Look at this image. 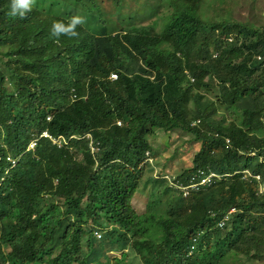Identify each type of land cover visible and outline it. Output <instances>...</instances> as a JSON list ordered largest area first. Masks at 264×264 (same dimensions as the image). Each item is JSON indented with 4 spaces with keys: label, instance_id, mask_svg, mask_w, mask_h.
Segmentation results:
<instances>
[{
    "label": "trees",
    "instance_id": "1",
    "mask_svg": "<svg viewBox=\"0 0 264 264\" xmlns=\"http://www.w3.org/2000/svg\"><path fill=\"white\" fill-rule=\"evenodd\" d=\"M97 1L58 5L93 17ZM40 2L13 18L11 0H0V264H109L123 242L142 264H216L252 247L264 261V193L254 179L264 176V26L209 22L212 0H165L160 31L79 25L78 36L57 38L53 24L70 19L46 18ZM159 130L199 144L181 183L199 169L229 177L186 197L162 177L146 179ZM148 186L139 214L132 201Z\"/></svg>",
    "mask_w": 264,
    "mask_h": 264
},
{
    "label": "rangeland",
    "instance_id": "2",
    "mask_svg": "<svg viewBox=\"0 0 264 264\" xmlns=\"http://www.w3.org/2000/svg\"><path fill=\"white\" fill-rule=\"evenodd\" d=\"M62 0H43L35 4L46 18L71 17L80 15L85 18L84 27L100 34L101 29L106 31H123L132 26L146 27L154 25L160 31L165 19L169 16L171 9L165 0H120V5H116L115 0H98L99 10L96 8L91 14L86 13L80 7L58 5ZM54 3L51 8L50 4ZM205 19L209 22H233L260 28L264 26V0H212L204 6ZM101 12L102 18L99 17ZM65 13H70L65 15ZM216 91L211 92L210 97L215 99ZM224 113V108H220L215 119L218 120ZM155 149L154 165L158 175L178 176L186 169L192 168L193 158L199 150V144L193 141L192 137L181 131L164 132L158 131L156 136L150 139ZM82 161V160H81ZM154 175V170L147 169L146 179ZM154 177V176H153ZM145 179V180H146ZM151 187L141 188L132 201L133 208L139 214L145 212L150 198ZM154 199L156 200L162 192L161 188L155 189ZM153 199V198H152ZM50 198H41L39 208L47 205ZM84 246H86L84 244ZM86 248V247H85ZM106 249H109L106 248ZM58 249L56 250V252ZM246 252L236 250L227 251V257L221 259L216 264H264V261L256 255L254 247L248 248ZM109 264H142L140 257L132 250V246H127L126 242L119 243L109 255Z\"/></svg>",
    "mask_w": 264,
    "mask_h": 264
},
{
    "label": "clouds",
    "instance_id": "3",
    "mask_svg": "<svg viewBox=\"0 0 264 264\" xmlns=\"http://www.w3.org/2000/svg\"><path fill=\"white\" fill-rule=\"evenodd\" d=\"M35 3V0H11V7H10V11L8 12V15L10 16V17H13V18H15V17H17V16H19L20 18H24L25 16H26V13L27 12H30L31 11V9H32V6H33V4ZM84 23H86V20H85V18L84 17H82V16H80V15H77V16H74V17H71L70 18V20H69V22L67 23V24H65L64 22H55L54 24H53V26H52V29H51V34L54 36V37H57V38H59L61 35H66V36H68V37H76V36H78V32L76 31V28H77V26H79V25H82V24H84ZM111 78H112V75H111ZM113 79V78H112ZM196 123H194V125H195ZM193 125V124H192ZM44 133H47V132H44ZM43 133V134H44ZM43 134H42V137H44L43 136ZM53 138V137H52ZM59 138H63V137H58L57 139H59ZM53 139H55V138H53ZM33 143H35V145H34V147H31V145L33 144ZM35 146H36V142H32L31 144H30V146H29V149H34L35 148ZM9 160V159H8ZM10 161V160H9ZM11 162L13 163V165H15V161H12L11 160ZM150 164L153 166V170H154V178H164V179H166L167 181H168V183H169V185H171L173 188H175L178 192H180V193H182V195L184 196V197H186V196H188V195H185L184 194V191L182 190V189H180L179 188V186L182 184L183 186H188L189 184H190V182L188 183V184H186V185H184L183 183H181L180 182V180H178L177 179V176L175 177V176H169V175H158V171L156 170V168H155V165H154V159L153 158H151L150 159ZM199 171H201L200 169L196 172V174L199 172ZM204 171H206V170H204ZM207 172V171H206ZM210 172H214V173H216L218 176H220L221 178L220 179H218L217 181H216V183H218V182H220V181H223L224 179H226L227 177H229V175H222V174H219V173H217V172H215V171H208L207 173H210ZM195 174V175H196ZM194 175V176H195ZM193 177V176H192ZM191 180V179H190ZM216 183H214L213 185H215ZM212 185V186H213ZM211 187V186H210ZM207 188V187H206ZM258 190H259V188H258ZM259 194H261V193H259ZM231 209H235L236 211L234 212V213H236L237 212V209L236 208H231ZM230 209V210H231ZM229 210V211H230ZM229 211H227L225 214H227ZM234 213H232V215L234 214ZM224 214V215H225ZM223 215V216H224ZM232 215L230 216V220H231V218H232ZM223 216H221V218H220V220L222 219V217ZM219 220V221H220ZM219 221H218V223H219ZM230 222V221H229ZM228 224V223H227ZM218 225V224H217ZM219 227V226H218ZM226 227V226H225ZM224 227V228H225ZM219 229H223V228H220L219 227ZM94 235L97 237V239H100L101 237H102V233H100V232H98V231H95L94 232ZM197 241L198 240H196V239H193V245L191 246V250H190V254H195V253H197L198 252V250H197Z\"/></svg>",
    "mask_w": 264,
    "mask_h": 264
},
{
    "label": "built area",
    "instance_id": "4",
    "mask_svg": "<svg viewBox=\"0 0 264 264\" xmlns=\"http://www.w3.org/2000/svg\"><path fill=\"white\" fill-rule=\"evenodd\" d=\"M113 79H116V75H112ZM44 137L51 138L54 142H57L58 144H61L63 142V138L59 139H53L48 133L43 134ZM229 142V141H228ZM35 143L31 145V147H34ZM10 160V158H8ZM14 163V162H13ZM250 175L249 172H247L246 176ZM221 177L218 176L214 172L207 173L204 170L199 171L195 176H193L190 180V184L188 186H183L182 184L179 186L180 189L184 191L185 195H188L191 191H198L201 188H206L212 186L218 179ZM254 179L259 183V192L261 194L264 193V176L263 175H256L254 176ZM236 210L231 209L227 214H225L222 219L219 221L218 226L220 228H224L227 223L230 221V216L232 213H234ZM264 217V214H263Z\"/></svg>",
    "mask_w": 264,
    "mask_h": 264
}]
</instances>
